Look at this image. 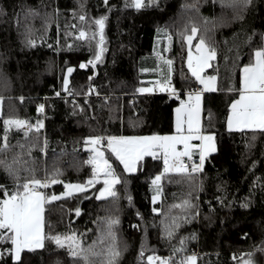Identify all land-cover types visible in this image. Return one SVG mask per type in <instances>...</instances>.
Returning <instances> with one entry per match:
<instances>
[{
  "label": "trees",
  "instance_id": "trees-1",
  "mask_svg": "<svg viewBox=\"0 0 264 264\" xmlns=\"http://www.w3.org/2000/svg\"><path fill=\"white\" fill-rule=\"evenodd\" d=\"M126 2L131 0H108L107 6L104 0H0V144L4 119L34 122L44 114L43 129L7 133V142L14 147L0 153V159L11 161L19 154L21 176L29 175L23 169L32 168L35 178L55 179L57 183L43 190L46 196H60L65 184L86 186L83 192L45 203L43 248L23 250L16 261L7 251L11 242L0 241V264H73L67 248H57L48 237L75 233L87 246L105 235L113 219L119 220L113 227L123 250L119 264H147L149 255L178 262L193 254L196 264H237L248 253L264 261V251L259 250L264 247V132L227 127L229 106L239 93L240 69L261 46L264 0H251L240 11L242 19L234 18L236 12L228 0H157L140 10L125 7ZM29 9L38 17L41 11L45 15L32 21L35 15ZM102 15L107 17L105 50L97 61L99 33L96 40L88 37L96 31L92 21ZM26 16L27 23L22 20ZM192 27L197 29V38L202 37L217 51L218 89L203 94L202 122L203 132L214 133L217 150L206 158L201 172L190 176L165 173L155 201L151 181L161 173L163 160L146 156L136 172L128 173L108 151L120 182L114 187L115 197L97 199L103 182L95 180L90 187L86 183L93 177V165L87 163L91 150L85 138L174 131V110L180 99L167 91L141 93L137 89L149 84L142 64L153 57L158 29L167 31L173 40L166 55L173 64V83L180 98L197 88L186 67L183 40ZM80 30L86 33L84 39L79 37ZM253 32L256 34L249 41ZM28 40L34 44L29 46ZM89 60L95 61V67ZM81 63L86 67L80 68ZM68 67L74 69L68 74L72 95L63 89ZM40 104L45 105L42 112L37 111ZM0 184L12 190L13 182L2 169ZM189 193L192 203L198 205V215L193 218L189 210L185 219V210L174 205L189 198ZM242 203L249 206L241 207ZM174 220L180 227L169 238L165 226ZM181 238L184 251L175 253Z\"/></svg>",
  "mask_w": 264,
  "mask_h": 264
},
{
  "label": "snow or ice",
  "instance_id": "snow-or-ice-1",
  "mask_svg": "<svg viewBox=\"0 0 264 264\" xmlns=\"http://www.w3.org/2000/svg\"><path fill=\"white\" fill-rule=\"evenodd\" d=\"M157 0H147L145 4L144 0H131V3H125V7H134L137 10L146 6L155 4ZM223 2V0H222ZM105 6H107L108 0H104ZM251 3V0H228V6L232 7L236 12L234 18L242 19L240 11L246 8ZM194 6V5H193ZM83 8V5H80ZM28 12L32 15L37 13L33 9H29ZM57 14L59 10L56 9ZM77 13L73 10V16ZM106 16L102 15L99 18H95L92 23L96 26V31L92 32L90 40H96L97 33H99V40L97 42V51L95 53V60L101 59V54L105 50L100 45L104 42L103 30L105 27ZM79 19L84 21V15H80ZM192 35L185 37L189 41L192 40V36L196 34V27L191 29ZM256 33L253 32L249 35L248 40L251 41L252 36ZM79 37L84 39L86 33L84 30H80ZM261 46L257 47L250 62L244 64L240 69V87L239 98L234 99L229 108V114L227 117V127L232 129H250L254 132L259 130L264 132V33L260 34ZM29 46L34 44L33 40L27 41ZM197 55L194 57L192 52L188 54V68L191 75L195 77L201 85L202 89L187 92L188 99L180 100L179 106L175 109L176 113V132L172 135L160 136L153 134L151 136H108L107 147L111 149V152L115 155L116 159L123 165L126 172L136 171V164L142 160L145 155L156 156L158 150L163 152L164 172L153 178L152 183L158 185L161 176L164 173L176 172L181 174L201 172L206 158L212 152L216 151L214 142V133L205 134L200 125L199 113L201 111V93L205 90H214V82L216 76L204 77L201 75L204 68L209 66V60L214 59L216 56V50H205L204 40L200 39V42L196 45ZM238 55V54H237ZM227 59V57H225ZM89 64L95 67V61L89 60ZM169 66V80L171 73L172 61H166ZM80 68H85L86 65L81 63ZM72 67H68L63 77V89L68 92L69 95L73 93L69 91V78L68 74L73 72ZM145 71V70H142ZM91 79V78H89ZM90 88V91H93ZM163 90V89H162ZM138 92H150L151 88H138ZM168 91L171 95H176L177 99H180V92L169 87ZM56 96H60L59 92L55 93ZM99 95V93H97ZM23 99V98H21ZM107 99V97L105 98ZM45 105L40 104L37 108L38 112H42ZM5 135L3 137V143L0 144V153L7 152L11 147L7 142V133L10 126L21 128L26 125V121L20 119H4ZM39 127H43L42 121H37ZM186 126V127H185ZM28 130H31L32 125H27ZM39 129L37 128V131ZM28 135V131H25V136ZM104 139L100 136H88L85 138V145H92V155L87 163L93 165V177L86 183L90 187L97 177L101 174L105 177L103 183L104 187L100 189V194L96 197H115L116 193L113 191V185L120 182L119 177L116 176L112 164L105 158L104 153L100 152L95 146L99 145L101 140ZM255 140V136L252 137ZM197 140L199 143L193 144L192 141ZM177 145H182L183 150H178ZM250 147V145H246ZM23 148V145H19ZM194 153H198L199 162L193 160ZM187 158L188 163L184 158ZM21 163L19 154L14 155L12 160L7 158L0 159V169L12 180L13 187L9 191L8 186L0 184V241H10L12 247L7 249L11 254L13 260L20 259V253L23 249H40L44 247L43 240L45 237L42 235L43 227V212L45 203L58 200L62 196L71 195L72 191L83 192L85 186L83 184H65V188L69 189L60 196L55 194L46 196L44 192L39 189L48 186V179L41 180L35 178V170L32 168H25L23 171L29 173V175L21 176ZM190 168V172H189ZM55 174H59L56 172ZM51 183H57L55 179L51 180ZM202 186V182H201ZM220 187L219 185L217 186ZM191 194L189 198L182 201L180 205H174V207H181L185 210V219L191 210V215L195 218L198 215V205L192 203ZM156 196L153 197V201L156 200ZM131 201V197H128ZM216 199L220 200V197ZM250 203V202H249ZM248 203H242L241 207L247 208ZM211 210V209H210ZM76 214H80V209H75ZM158 211V209H153ZM139 215V213H138ZM118 219L110 220L107 226V231L104 236L98 240L93 241L92 244L87 246L77 238L75 233L69 235L50 236L55 242L57 248H67V255L73 258V264H119V259L122 255V249L117 243V237L113 231L114 225L118 224ZM135 227V226H134ZM180 227L179 223L175 220L171 226H165L166 235L171 238L174 229ZM246 235V234H245ZM192 238H195L193 235ZM180 248L174 249L175 253H181L184 251V238L180 240ZM126 248V246H125ZM143 248V246H142ZM260 251H264V247L259 248ZM2 255V253H0ZM143 250L139 254L143 257ZM248 260H245L243 264H253L251 259V253L247 254ZM235 259V255L233 256ZM159 260V264H195V255L183 256L178 262L170 261V258H156L154 255L147 257L148 264H154V261Z\"/></svg>",
  "mask_w": 264,
  "mask_h": 264
},
{
  "label": "rangeland",
  "instance_id": "rangeland-1",
  "mask_svg": "<svg viewBox=\"0 0 264 264\" xmlns=\"http://www.w3.org/2000/svg\"><path fill=\"white\" fill-rule=\"evenodd\" d=\"M37 12H39V11H37ZM41 14L45 15V11H41ZM41 14L39 15V17H41ZM39 17L37 15H35L34 18H32V21L35 20V22H37V20L39 19ZM22 20L27 23L29 19L26 16ZM189 35H192V32H191L190 29L184 34V38H183L184 44H185V49H186V60L185 61H186V67L187 68H188V54H189V51H191L192 52V55L195 57L198 54L197 53L196 45L200 42V39H203L202 37L197 38V32H196V34L192 36V40L189 43V41L187 39H185V37H187ZM203 40H204L205 50L206 51L207 50H210V49H213V48L216 50V48L213 45H211L210 43H208L205 39H203ZM172 45H173V40H172L171 35L169 33H167V31H165L163 29H158V31H157V33L155 35V40H154V51L152 53L153 54V57L151 56V59H148V58L144 59L143 64H142V68H143V70H145L144 73L146 75L145 80H147L148 83H149L148 85L142 86V87H144V88H151L152 89V91H150V92H144V93L154 92L156 88H158L159 91H167V92H169L168 91V88L169 87L175 88V84L173 83V64H171V73H170V80H169V66L166 63V61H169L170 60L167 57L166 54L168 53V51L171 50ZM100 47L103 48V44L100 45ZM216 61H217V51H216L215 58L209 60V66L206 67V68H204L203 72L201 73V75L204 76V77H206V78L207 77H211V76H216V80L214 82V90L216 88H218V74H219V71H220V68L217 67V65H216ZM213 69H215V70H213ZM188 70H189V68H188ZM189 73L191 75L190 70H189ZM193 78L195 79V77H193ZM197 84H198V86H197V88L195 90L204 88V86L201 85L199 83V81H197ZM214 90H212V91H214ZM187 92H190V91L188 90ZM205 92H209V91L208 90H205V91H203L201 93V111L199 113V119H200L201 129H202V115H203V93H205ZM238 98H239V93H238V96L236 98H234V99H238ZM187 99H188L187 94H185L184 97H181L180 98V100H187ZM179 104H180V102H179ZM179 104L175 107V109L179 106ZM2 112H3V99L0 98V116L2 115ZM8 118L18 119V118H15V117H8ZM20 120L26 121V125L23 126V127H21V128H16L15 126H10L9 131H11L13 129H26V130H28L27 125H31L32 123H34L36 125L35 130H37V128L40 130V129H43V127H44V114H42L39 118H36V120H34V122H31L30 120H27V119H20ZM37 121H42L43 127H39V125L37 124ZM175 124H176V113H175V110H174V131L172 133H169V134H157V135L164 136V135H172V134H174L176 132ZM3 128H4V124H3ZM31 130H33V129H31ZM31 130H29V131H31ZM232 130H241V129H235L234 128ZM202 131H203V129H202ZM4 133H5V129H4ZM204 133L205 134H208L206 132H204ZM140 136H151V135H140ZM214 142H215V146H216V150H217V143H216L215 137H214ZM192 143L193 144H196V143H199V141L193 140ZM92 147H93L92 145H87V148L89 150H91V155L93 154L92 153ZM95 147L100 152H103L105 158L108 159L107 152L108 151L111 152V149L107 147V144H104L103 142H100V144L99 145H96ZM177 148H178V150H183V146L182 145H177ZM212 153H214V152H212ZM212 153H210V154H212ZM195 155L198 156V153H194L193 160H194V156ZM146 156H151V155H145L144 157H146ZM155 157L161 158L163 160V152H162V150H158ZM184 159L187 160L186 157ZM109 163L112 164V162L110 160H109ZM138 165H139V161L136 164V171L138 169ZM112 168H113V166H112ZM113 170H114V168H113ZM136 171H134V172H136ZM134 172H131V173H134ZM163 172H164V167H163L161 173H163ZM157 175H159V174H157ZM156 176H154V177H156ZM162 176H161V179H160L158 185H154L152 183V181H151L153 194L156 197L159 196V193H160ZM153 178H152V180H153ZM104 179H105V177L103 176V174H101L99 177H97L96 180H100V181L103 182ZM70 184H73L74 185V183H70ZM115 185H113V190H114ZM102 187H104V183H103V186ZM84 189H86V186H85ZM66 191H69V189H65L64 192H66ZM42 192H44V191H42ZM73 193H76V192L75 191H72V194ZM99 194H100V190L98 191V195ZM101 198H104V197H101ZM44 208H45V205H44ZM42 235L45 237V233H44V212H43ZM43 244H44V240H43ZM23 250H29V249H23ZM22 251H21V253H22ZM21 253H20V257H21ZM154 256L156 258H166V257H163V256H158V255H154ZM248 259H249V257L248 258H245V259H242L237 264H243V262L245 260H248ZM251 259L253 261V264H264V261L261 262V260L258 259V258H256V257L251 256ZM154 264H159V260L154 261ZM195 264H196V260H195Z\"/></svg>",
  "mask_w": 264,
  "mask_h": 264
},
{
  "label": "built area",
  "instance_id": "built-area-1",
  "mask_svg": "<svg viewBox=\"0 0 264 264\" xmlns=\"http://www.w3.org/2000/svg\"><path fill=\"white\" fill-rule=\"evenodd\" d=\"M193 90H195V89L191 88L189 91H193ZM31 125L34 126V127H32V129H33V128H36V125H35L34 123H32ZM101 142H103L104 144H107V139L104 138V139L101 140ZM185 162L188 163L187 160H185ZM45 179H46V178H45ZM45 179H43V180H45ZM48 181H49V183H48V186H47L46 188H48V187L52 184V183H51V180L48 179ZM46 188H45V187H42V188H40L39 190H40V191H43V190H45Z\"/></svg>",
  "mask_w": 264,
  "mask_h": 264
},
{
  "label": "crops",
  "instance_id": "crops-1",
  "mask_svg": "<svg viewBox=\"0 0 264 264\" xmlns=\"http://www.w3.org/2000/svg\"><path fill=\"white\" fill-rule=\"evenodd\" d=\"M218 88H216L214 91H216ZM155 90H158L159 91V89L158 88H156ZM204 94V93H203ZM202 122H203V115H202ZM194 159H198L199 160V158H198V156H194Z\"/></svg>",
  "mask_w": 264,
  "mask_h": 264
}]
</instances>
